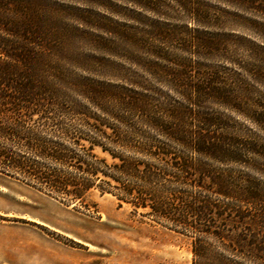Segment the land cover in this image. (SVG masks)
Listing matches in <instances>:
<instances>
[{
	"label": "trees",
	"instance_id": "1",
	"mask_svg": "<svg viewBox=\"0 0 264 264\" xmlns=\"http://www.w3.org/2000/svg\"><path fill=\"white\" fill-rule=\"evenodd\" d=\"M56 21L0 13V174L66 205L83 202L91 190L107 192L184 230L217 218L229 221L234 234L227 243L221 239L223 246L264 264V190L206 162L245 165L246 154L258 153L237 136L224 142L212 117L192 112L203 97L216 98L212 80L194 82L187 64L146 67L173 98L144 81L105 73L121 67L95 60L73 43L76 31ZM97 72L98 78L91 76ZM182 186L217 191L237 205L227 211L172 193ZM172 202L180 208H171ZM198 242L192 243V264H202ZM216 264L238 263L217 254Z\"/></svg>",
	"mask_w": 264,
	"mask_h": 264
},
{
	"label": "rangeland",
	"instance_id": "2",
	"mask_svg": "<svg viewBox=\"0 0 264 264\" xmlns=\"http://www.w3.org/2000/svg\"><path fill=\"white\" fill-rule=\"evenodd\" d=\"M4 11L57 17L56 25L76 31L74 44L92 52L95 60L121 67L105 73L144 81L146 87L173 98L176 94L146 67L187 64L194 82L212 80L216 98L203 97L192 112L212 117L216 135L224 142L237 136L252 142L259 154H246L245 165L206 162L217 171L244 175L264 190V0H0V13ZM98 73L91 76L98 78ZM188 121L200 125L192 116ZM172 193L208 200L227 211L237 205L229 196L200 187L182 186ZM180 206L172 202L171 208ZM149 210L98 190L89 191L83 202L66 205L0 174V242L12 235L14 249L37 232L69 245L75 242L65 232L98 233L123 241L126 255L137 257L140 264H192L196 240L202 264H216L217 254L253 264L248 254L223 246L222 241L233 237L231 222L217 218L195 224L199 230H184L156 220Z\"/></svg>",
	"mask_w": 264,
	"mask_h": 264
},
{
	"label": "crops",
	"instance_id": "3",
	"mask_svg": "<svg viewBox=\"0 0 264 264\" xmlns=\"http://www.w3.org/2000/svg\"><path fill=\"white\" fill-rule=\"evenodd\" d=\"M65 234L75 244L37 232L21 239L14 249L12 235L4 236L0 264H140L137 257L126 255L123 241H110L98 233Z\"/></svg>",
	"mask_w": 264,
	"mask_h": 264
}]
</instances>
